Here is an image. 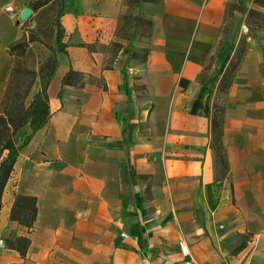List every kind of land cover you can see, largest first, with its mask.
<instances>
[{
  "label": "crops",
  "instance_id": "crops-1",
  "mask_svg": "<svg viewBox=\"0 0 264 264\" xmlns=\"http://www.w3.org/2000/svg\"><path fill=\"white\" fill-rule=\"evenodd\" d=\"M23 2L0 0V102L15 63L9 47L23 36L5 23L6 16L15 19L5 6ZM228 2L144 1L149 37L143 44L124 40L107 63L106 51L91 46L116 41L118 16L93 39L81 16L90 5L76 1L65 25L67 53H56L48 81V120L36 132L28 123L16 134L18 145L29 141L3 195L0 264H264L259 238L240 245L217 225L236 216L234 185L217 178L210 147L216 78L199 77ZM71 68L83 74L82 84L63 85ZM228 157L232 173L231 150ZM18 193L37 199L30 230L10 217ZM199 210L202 227L195 224ZM19 236L30 238L25 255L5 244Z\"/></svg>",
  "mask_w": 264,
  "mask_h": 264
},
{
  "label": "rangeland",
  "instance_id": "rangeland-1",
  "mask_svg": "<svg viewBox=\"0 0 264 264\" xmlns=\"http://www.w3.org/2000/svg\"><path fill=\"white\" fill-rule=\"evenodd\" d=\"M76 1L85 0H24L18 7L12 4L17 14L13 17L14 20L6 16L5 23L7 21L14 35L21 29L23 36L32 34L34 40L25 49L18 48L13 51L15 64L21 72L16 73L10 82V103L19 102L20 94H24L32 79L26 105L30 104L38 91H47L48 76L53 69L56 53L59 52L56 13L63 5L64 15L61 21L67 27L74 15L73 11L76 10ZM87 3L90 5V12L86 11L81 16L93 39L99 36L110 16H118L116 41L108 46L98 42L91 46L95 50L106 51L107 63L114 58L124 40L138 39L142 44L146 42L151 31V19L143 15L144 0H86ZM241 5L240 10L238 0H229L215 50L199 79H203L208 72L216 78L212 83L210 105L222 114L223 139H226L227 150H231L233 162L232 173L229 170L224 178L227 177V182L234 185L232 199L236 216L220 218L217 222L218 228L221 232L231 233L235 242L240 245H244L247 240L251 241L253 237L259 238L256 251H260L264 249V6L257 4L255 0H242ZM26 8L31 14L22 19V11ZM110 10L113 11L112 14L108 13ZM252 10L260 14H253ZM64 40L66 43L70 41L67 32ZM242 50L244 55L230 88L227 91L219 90L222 71ZM142 57L143 53L140 52V58ZM28 69L34 71L35 76L29 74ZM83 78V74H76L73 80L81 84ZM213 156L215 165L214 153ZM218 169V175L225 173L221 165ZM215 172L217 175V170ZM142 176V182H147V175ZM195 224L202 227L201 210ZM16 239L7 241L5 238V244L9 247L14 243L19 246L20 242ZM248 249L249 252L252 251V248ZM247 251L241 255L242 259L249 255ZM181 252L191 260L190 255L183 250ZM259 257L261 255H255V261Z\"/></svg>",
  "mask_w": 264,
  "mask_h": 264
},
{
  "label": "trees",
  "instance_id": "trees-1",
  "mask_svg": "<svg viewBox=\"0 0 264 264\" xmlns=\"http://www.w3.org/2000/svg\"><path fill=\"white\" fill-rule=\"evenodd\" d=\"M144 1H157V0H144ZM240 7L242 8V0H238ZM259 5L264 6V0H255ZM251 13L260 14L259 12L252 10ZM64 15L63 5L56 13L57 33L56 40L58 44V51L67 53V43L64 40L66 33L65 25L62 23L61 18ZM152 25V21H149ZM34 40V35L24 36L15 41L9 48L11 53L18 48L25 49L30 41ZM14 55V54H13ZM244 50L237 53L235 58L230 61L226 68L222 71V76L219 81L218 89L227 91L233 80L235 73L239 69ZM134 56H140L138 53H134ZM143 58V57H142ZM56 67V59L52 71L50 72L48 79L54 74ZM21 72L17 64L14 63V67L11 72L9 82L4 92L3 98L0 102V212L3 207V195L5 192L6 185L12 176L14 171L15 163L17 161L20 149L26 145L29 141V136L24 140L22 145H18L16 141V134L23 126L30 124L33 128V132L40 129L48 120L50 114L49 97L46 90L38 91L33 100L29 105H26V99L30 93L33 79L26 88L24 94H20L19 102L14 104L10 103L12 87L10 82L13 76ZM29 74L35 76V72L27 70ZM76 74H81L71 68L63 78V85L66 84H77L74 82L73 77ZM82 84V83H81ZM213 109V110H212ZM209 131L211 135L210 147L215 155V170H217V178L222 179L227 175L229 171V157L228 151L224 144L223 137V117L222 114L218 113L213 106L210 105L209 114ZM220 165L225 170V173L219 174ZM38 207L37 199L35 196L18 193L15 197L13 207L11 209L10 217L12 220L18 221L21 225L27 227L29 230L34 226L37 218ZM20 242L19 246L14 243L11 247L17 249L22 255H25L29 245L30 238L28 236H19L16 239Z\"/></svg>",
  "mask_w": 264,
  "mask_h": 264
},
{
  "label": "built area",
  "instance_id": "built-area-1",
  "mask_svg": "<svg viewBox=\"0 0 264 264\" xmlns=\"http://www.w3.org/2000/svg\"><path fill=\"white\" fill-rule=\"evenodd\" d=\"M5 11L9 12L12 17L16 16V14H17V11H16L15 7L12 4H7L5 6ZM122 234L124 236H127L126 233H122ZM0 246L4 247V239H2V238H0ZM182 248H183V251L185 253H188L187 250L183 246H182ZM240 264H252V262L249 259H244V260L241 261Z\"/></svg>",
  "mask_w": 264,
  "mask_h": 264
},
{
  "label": "water",
  "instance_id": "water-1",
  "mask_svg": "<svg viewBox=\"0 0 264 264\" xmlns=\"http://www.w3.org/2000/svg\"><path fill=\"white\" fill-rule=\"evenodd\" d=\"M30 14H31V11H30L28 8H26V9H24V10L22 11V15H21V17H22V19H25V18L29 17Z\"/></svg>",
  "mask_w": 264,
  "mask_h": 264
}]
</instances>
